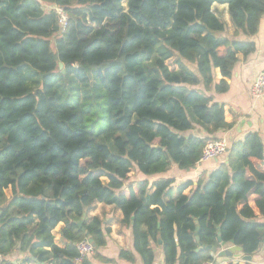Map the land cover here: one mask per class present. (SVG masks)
Listing matches in <instances>:
<instances>
[{"label": "trees", "instance_id": "trees-1", "mask_svg": "<svg viewBox=\"0 0 264 264\" xmlns=\"http://www.w3.org/2000/svg\"><path fill=\"white\" fill-rule=\"evenodd\" d=\"M213 3L227 4L235 36L258 32L264 0H0L3 255L36 218L38 260L77 264L76 243L88 238L94 252L79 264L112 262L100 253L110 228L98 217L78 225L97 202L121 210L142 264L155 263L153 245L163 264L217 257L200 244H232L243 256L261 248L264 139L257 132L228 142L226 161L194 186L129 182L133 170L151 176L196 166L205 142L219 139L196 127L211 136L232 126L208 92L228 89L237 54L255 43L220 35L225 24ZM46 4L67 13L63 32ZM59 223L63 246L51 233ZM118 257L133 261L129 250Z\"/></svg>", "mask_w": 264, "mask_h": 264}, {"label": "crops", "instance_id": "crops-1", "mask_svg": "<svg viewBox=\"0 0 264 264\" xmlns=\"http://www.w3.org/2000/svg\"><path fill=\"white\" fill-rule=\"evenodd\" d=\"M45 9L49 10L52 5H44ZM213 13L224 22L225 30L220 35L229 39L239 40H251L255 43V50L247 55L238 53V60L234 64L231 77L227 78L229 84L228 89L225 92L217 93L213 90L208 92L211 95L212 100L217 103H221L224 108V118L227 122L231 123L230 128L224 130H217L211 136L206 135L204 129L196 127L194 133L199 136H208L214 138H226L229 143L232 141H239L244 138L248 132H257L262 139H264V99L252 98L250 96V87L256 74L264 70V15L260 20L258 32L251 37L243 34L235 36V27L231 21L230 14L228 12L227 4L213 3L211 6ZM176 68L175 65L170 66ZM221 78L219 70H215V81ZM202 88V85L199 86ZM227 154H223L218 158L211 159L209 161L198 163L192 168L180 169L176 165L169 171L156 175H143L137 170L130 171L129 182L138 183L139 186H143L146 182L151 184L154 180L159 178H172L176 183H181L186 180H191L193 186L196 185L198 180H205L210 171L220 165L221 162L226 161ZM190 187L185 190L188 193ZM153 191V188L149 189V192ZM7 199L12 197V190L7 187L4 190ZM4 210L3 206H0V213ZM86 219H92L98 217L105 228H110V233L107 237V244L100 249V253L106 259H112L110 263L102 261H94L95 264H142L139 254L133 249V238L131 227L124 225L121 222L122 212L114 205L104 204L97 202L85 213ZM36 218L30 223L26 230H24L20 236L26 235L24 241L17 239L11 246L8 253L4 255L6 264H49L45 261L37 259L38 247L31 248L36 242L34 235ZM63 223H59L54 230L51 231L54 234V241L59 245L64 244L60 240V229ZM232 244L221 246L220 249L229 248ZM120 249L129 250L133 254V261H127L120 259L118 253ZM155 251V264H163V253L160 246L153 245ZM218 258L232 259L234 261L243 260L241 251L235 252L232 257L218 256ZM241 261L240 264H243ZM250 264H264V243L259 250H257L252 256L250 261H246ZM79 264V263H77Z\"/></svg>", "mask_w": 264, "mask_h": 264}, {"label": "built area", "instance_id": "built-area-1", "mask_svg": "<svg viewBox=\"0 0 264 264\" xmlns=\"http://www.w3.org/2000/svg\"><path fill=\"white\" fill-rule=\"evenodd\" d=\"M59 24V32H63L67 25L68 16L62 7L53 6ZM250 96L252 98L264 99V70L258 72L253 80L250 87ZM228 148V141L226 138H219L216 140H208L202 147L199 163L215 159L223 155ZM76 249L78 252V257L76 258V263H80L81 260L94 252L95 246L93 243L88 241V238L80 240L76 243ZM234 260L224 259V258H213L210 261L203 262L202 264H231ZM239 261V260H237ZM245 261V260H244ZM0 264H6L4 255L0 252ZM250 264V263H248Z\"/></svg>", "mask_w": 264, "mask_h": 264}, {"label": "water", "instance_id": "water-1", "mask_svg": "<svg viewBox=\"0 0 264 264\" xmlns=\"http://www.w3.org/2000/svg\"><path fill=\"white\" fill-rule=\"evenodd\" d=\"M58 66H59V68H61V69L63 68V64H62L61 62L58 63ZM228 149H229V148H227L226 152H228ZM84 216H85V214H83L82 218L78 221V225H79V226L82 225V221H83ZM83 230H84V229H83ZM194 235H195L196 240L198 241V237H197V235H196V232L194 233ZM218 240L221 241L220 236H218ZM88 241L92 243V240H91V239H88ZM158 242L160 243V240H158ZM199 248H207V249H209L211 252H213V253H217L218 256H223V257H225V256L232 257V255H233L235 252H239V251H241V247H239V246H235V245H233V246H231V247H229V248H224V249H219V250H218V249L215 248V247H212V246H205V245H203V244H200V245H199ZM243 260H245V261H250V260H251V256H243ZM154 264H155V263H154Z\"/></svg>", "mask_w": 264, "mask_h": 264}, {"label": "rangeland", "instance_id": "rangeland-1", "mask_svg": "<svg viewBox=\"0 0 264 264\" xmlns=\"http://www.w3.org/2000/svg\"><path fill=\"white\" fill-rule=\"evenodd\" d=\"M46 10H47V8H46ZM167 63H168L170 66H172V60H169Z\"/></svg>", "mask_w": 264, "mask_h": 264}]
</instances>
